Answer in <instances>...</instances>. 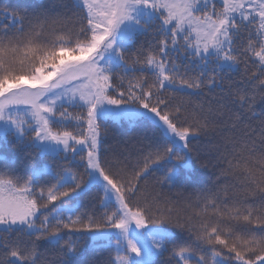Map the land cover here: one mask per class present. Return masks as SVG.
<instances>
[{
  "label": "snow or ice",
  "instance_id": "6c2138e0",
  "mask_svg": "<svg viewBox=\"0 0 264 264\" xmlns=\"http://www.w3.org/2000/svg\"><path fill=\"white\" fill-rule=\"evenodd\" d=\"M23 12L0 9V144L38 159L22 173L0 156V264H74L65 235L102 230H116L108 264H264V0ZM110 121L149 125L147 151L109 155ZM217 135L210 168L196 142ZM85 198L99 221L77 214Z\"/></svg>",
  "mask_w": 264,
  "mask_h": 264
},
{
  "label": "trees",
  "instance_id": "16d2710c",
  "mask_svg": "<svg viewBox=\"0 0 264 264\" xmlns=\"http://www.w3.org/2000/svg\"><path fill=\"white\" fill-rule=\"evenodd\" d=\"M46 4L51 6L53 4H59V0H0V9H7L15 11L18 15H24L23 9L27 8L29 12L32 11V7L38 4ZM3 19V17H0ZM152 41V37H141V43L148 45ZM195 99V98H194ZM202 100L209 99L208 97H201ZM257 112L260 111V105L257 104ZM258 123V121H255ZM152 133L149 130V125L141 123H130L128 121H110L108 122V136L104 148L108 151L109 155L113 152H135L139 148H143L147 151V146L150 143L146 137H151ZM222 135V134H221ZM12 141V138H9ZM223 141L220 135L215 137L208 136L202 137L196 142V147L200 151L202 157L205 158V162H210V168L212 164L217 163L215 145L222 144ZM0 156L7 159L11 165L12 162H16L21 172H26L31 164L38 159L33 152L31 159H25L26 153L20 151V149L14 147L13 143L7 145L0 144ZM2 163V162H0ZM157 177L162 178L163 172H157ZM215 180V177H212ZM235 183L233 178H222L221 183ZM161 198L165 201H179L178 207L182 212L190 211L184 207V201L189 198L190 193L184 192L181 189H170L168 187L159 188ZM95 195V193H93ZM191 198L194 200V194ZM71 203V202H70ZM84 207L79 208L77 214H88L94 216L96 220H100L103 215V209L99 205V200H90L85 198ZM64 235V233H62ZM65 239L75 241L78 245V252L74 257V264H78L81 260H86L88 264H108L110 259L115 258V236L109 239L93 240L90 234L82 233H69L65 235ZM175 264V261L171 260L170 254L165 253L163 256H157L154 264Z\"/></svg>",
  "mask_w": 264,
  "mask_h": 264
},
{
  "label": "rangeland",
  "instance_id": "374dc122",
  "mask_svg": "<svg viewBox=\"0 0 264 264\" xmlns=\"http://www.w3.org/2000/svg\"><path fill=\"white\" fill-rule=\"evenodd\" d=\"M70 111H73V109H70ZM75 111H80V110L76 109ZM102 231L110 232L111 233L110 237L115 236V232H116V230H102ZM100 239H104V238H100ZM96 240H98V239H96Z\"/></svg>",
  "mask_w": 264,
  "mask_h": 264
}]
</instances>
